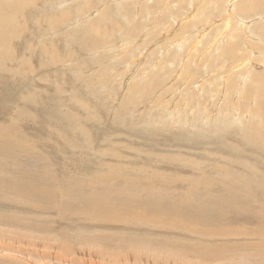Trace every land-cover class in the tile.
Returning <instances> with one entry per match:
<instances>
[{"label": "rangeland", "instance_id": "obj_1", "mask_svg": "<svg viewBox=\"0 0 264 264\" xmlns=\"http://www.w3.org/2000/svg\"><path fill=\"white\" fill-rule=\"evenodd\" d=\"M217 1L0 0V264H264V89L212 124L222 74L182 65Z\"/></svg>", "mask_w": 264, "mask_h": 264}, {"label": "bare ground", "instance_id": "obj_2", "mask_svg": "<svg viewBox=\"0 0 264 264\" xmlns=\"http://www.w3.org/2000/svg\"><path fill=\"white\" fill-rule=\"evenodd\" d=\"M58 1L60 2V0H58ZM193 1H195V0H193ZM215 1H217V0H215ZM81 2H82V0H81ZM158 2H160V1H158ZM207 2H206V5H207ZM161 3H162V1H161ZM192 3L193 2H191L190 4H192ZM88 4H90V3H88ZM139 4H140V2H139ZM164 4H166V3H164ZM211 4H213V3H211ZM217 4L219 5V7L218 6H214V5H210V6H212V8L214 6L215 10H220V13L218 15H216L215 17H213V13H212L211 7H209V5H207V6H205L202 9L205 12V15L207 14L206 19L203 20V19H201L202 16L197 17L198 16L197 15L190 21L189 30H190L191 34L189 33V35H187V36H189L190 39L191 38L194 39V36H195V41L193 39H191L194 42L192 43L190 48L188 46L189 51L187 52V54H184V55H181V56H183V59H185L184 63L182 64L183 66H185V68L189 67V65H187V63L192 61L191 57L194 56V55H198V56H194V58H193L194 60L192 61L195 66L200 64V63H202L204 65V68L206 69V72L204 71L205 73L209 74V72H212V73H217V74L221 73L222 74V76H217L218 78H221V81H220V84H219L220 88H218L217 93H215V90L209 91V93H208L209 96H212V98L215 97V99H217V101L214 104L216 111H214V113H213L214 115L212 116L214 118L210 117V113L208 112L209 110L207 111V108H208L207 105H208V103H210L212 101V99H208L207 100L205 92L203 93V96H204L203 99L207 100L206 101L207 104H204L202 106V108H200V109H202L200 117L203 119V121H206V122L211 121L210 123H212V124L224 125V124L228 123L229 120H228L227 116H226L227 119L225 118L226 113L224 114L225 111L223 112V108H221L219 106V104H221V102L224 103L225 100H226V98H225L226 95H225L224 89H221V86L226 83L225 81H223V79H228L227 82L229 83L231 81V78H232V76L234 74L236 76V73H239V71L243 70V73L240 74L242 82L239 83L238 92L235 95V98H233L234 101L238 102L239 104H244V103L249 101V100H246V97H245V93H246L245 92V89H246L245 85H246V83L248 82L249 79H250L249 81H251V82L252 81H257V83L259 85V86L256 87L257 90L260 91V88L264 89V83L262 81V78L264 76V52L259 53V51H258L260 48H262V47H260V45L264 46V35L260 34V32H258L259 35L255 34V32H256L255 25L257 26V23L255 25L249 24L250 17L247 16V11L251 15L257 16V17H254L252 20L260 21L262 23V27H264V15H263L264 14V0H251L250 2H247L246 0H218ZM202 5L203 4H201V7H202ZM166 6H168V5H166ZM174 6H176V5H174ZM201 7L199 9H201ZM196 8L198 9V6H196ZM244 8H246L247 11H245ZM119 9H121V8H119ZM214 9H213V11H214ZM120 11L117 12V13H119L120 16L124 15V14H121ZM198 11H200V10H197V13H198ZM193 12H194V10H193ZM60 14L61 13H59V15ZM62 14H63V12H62ZM169 14H171V13H169ZM124 16H126V15H124ZM63 17H64V15H63ZM124 18H126V17H124ZM184 20H185V18H184ZM217 20H220V21H217ZM232 20L235 21V24H233L234 22ZM185 21H187V20H185ZM179 24H182V23H179ZM76 25L77 24H75V26ZM177 25H178V22H177ZM259 25H260V23H259ZM184 28H185V25L182 28V30ZM212 28H216V33L214 35V40H212V42L207 45L208 47H205L204 49L202 48L203 52H201V53L199 52L198 53L197 52L198 48L196 47V46H198L197 43L201 42L203 40L202 39V35L205 34V32H206V34H208V32ZM260 28H257V29L260 30ZM207 29H208V31H206ZM262 29H264V28H262ZM178 30H179V28H178ZM192 34L194 36H192ZM241 34L244 35V38L242 40H239V35H241ZM254 37H256V42H257L258 45H256L255 47H252L250 45L249 40H250V38H254ZM219 39H225L224 47L221 48V49L214 48V50H213L212 43H214L215 40H219ZM187 40H189V39H186V41ZM177 46H179V45H177ZM177 51H178V49H177ZM218 65L226 66V68L225 69H217V68H215V66H218ZM153 66L155 68L156 65H153ZM238 67H242V68H238ZM207 68H211V69L207 70ZM158 69H159V67H158ZM255 72H258L257 76H254ZM211 76L212 75H208L209 78H211ZM183 77H184V75H183ZM193 77H190L189 83L186 81V83H188V85H192V86L195 85V81L193 80ZM205 79L207 80L208 78L205 77ZM189 88H191V87H189ZM260 93H261V91L259 92V94ZM173 98H174V95H173ZM176 98H178V96ZM176 100H178V99H176ZM179 101H181V100H179ZM183 101H185V99ZM217 102H218V105H216ZM183 103L186 104V102H183ZM197 105H198V103H197ZM245 105H246V111L247 112L254 113L255 116H259V115L264 116V114L261 113L260 107L258 106V96H256V97L254 96L253 99L250 100ZM232 106H234V105L232 104ZM184 107H183V109H184ZM198 107L196 109L197 112H199V110H200ZM252 107H253V109L250 110V108H252ZM179 109L182 112V108H179ZM187 110L190 111V109H187ZM190 115H191V113H190ZM192 115H193V112H192ZM183 116H185V114ZM187 119L188 118H186V120ZM236 119H234L233 122L236 121L237 123H239V121L236 120ZM253 119H255V118H253Z\"/></svg>", "mask_w": 264, "mask_h": 264}]
</instances>
